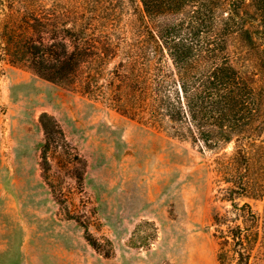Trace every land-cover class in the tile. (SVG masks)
Segmentation results:
<instances>
[{
    "label": "rangeland",
    "instance_id": "1",
    "mask_svg": "<svg viewBox=\"0 0 264 264\" xmlns=\"http://www.w3.org/2000/svg\"><path fill=\"white\" fill-rule=\"evenodd\" d=\"M140 7L139 0H0V264H236L219 262L213 223L230 208L220 199L226 185L216 159L232 155L234 142L202 148L169 124L133 118L86 93L83 76L52 82L9 60L18 36L48 44L73 26L119 42L122 54L140 40ZM231 50L238 68L253 69L249 52ZM43 121L60 142L45 155ZM257 178L264 188V170ZM245 201L259 215L250 264H264V196Z\"/></svg>",
    "mask_w": 264,
    "mask_h": 264
},
{
    "label": "trees",
    "instance_id": "2",
    "mask_svg": "<svg viewBox=\"0 0 264 264\" xmlns=\"http://www.w3.org/2000/svg\"><path fill=\"white\" fill-rule=\"evenodd\" d=\"M139 4L140 40L127 42L122 54L119 42H101L85 36V26H73L48 44L18 36L8 46L17 50L9 60L28 63L52 82L76 83L83 76L86 93L107 98L133 118L160 127L169 124L174 136L202 148L216 150L234 142L232 155L216 159L226 185L220 199L230 208L216 213L213 223L219 262L250 264L259 215L245 199L264 196L257 178L264 170V0ZM234 46L240 54L243 48L249 52L252 70L235 65ZM116 58L120 60L111 66ZM43 127L45 155L60 142L44 121ZM58 133V139L63 138L61 129ZM89 235L87 240L96 248Z\"/></svg>",
    "mask_w": 264,
    "mask_h": 264
}]
</instances>
